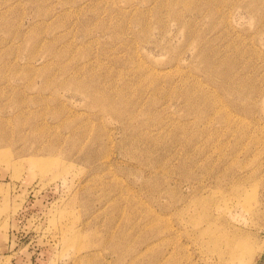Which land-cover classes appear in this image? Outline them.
Segmentation results:
<instances>
[{
	"label": "rangeland",
	"instance_id": "obj_1",
	"mask_svg": "<svg viewBox=\"0 0 264 264\" xmlns=\"http://www.w3.org/2000/svg\"><path fill=\"white\" fill-rule=\"evenodd\" d=\"M0 264H264V0H0Z\"/></svg>",
	"mask_w": 264,
	"mask_h": 264
},
{
	"label": "bare ground",
	"instance_id": "obj_2",
	"mask_svg": "<svg viewBox=\"0 0 264 264\" xmlns=\"http://www.w3.org/2000/svg\"><path fill=\"white\" fill-rule=\"evenodd\" d=\"M224 72H225V71H224ZM222 73H223V72H222ZM221 76H222V75H221ZM187 99L190 100L189 95L187 96ZM209 229H210V226H206L204 229H202V230L199 229V230H200L201 235H202V234H207V235H208V234H209ZM198 234H199V233H198ZM232 251H233V250L230 251V254L232 253ZM228 256H230V255L228 254ZM225 259H226V258H225Z\"/></svg>",
	"mask_w": 264,
	"mask_h": 264
}]
</instances>
